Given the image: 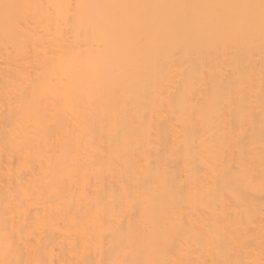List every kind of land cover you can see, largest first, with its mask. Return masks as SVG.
<instances>
[{
  "label": "bare ground",
  "instance_id": "6f19581e",
  "mask_svg": "<svg viewBox=\"0 0 264 264\" xmlns=\"http://www.w3.org/2000/svg\"><path fill=\"white\" fill-rule=\"evenodd\" d=\"M7 2L31 6L20 10L16 26L7 34L0 20V231L7 223L10 231L21 230L27 242V246L18 245V257L10 254L7 259L29 264H133L160 259L170 264H204L227 258L232 264H259L264 220L260 189L264 51L258 23L251 33L236 26L239 45L227 59L223 49L205 48L183 63L176 61L177 66L166 67L163 88L164 97L172 98L169 102L160 98L159 82L131 71L126 78L108 74L109 86L119 89L109 95L107 90L87 86L90 70L61 64L62 51L85 40L74 6L105 0ZM65 5L73 8L61 7ZM38 79L34 96L33 82ZM214 89L226 96L239 91L254 98L251 118L233 149L237 158L241 153L248 155L254 174L250 187L237 189L241 203L233 200L234 186L228 179L213 176L202 161L191 176L186 171L184 157L192 136L190 129L185 135L176 101L187 94L198 108ZM227 124V128L213 129L217 145L232 129L241 133L236 114L228 116ZM197 135L195 143L200 146L209 134L200 129ZM182 147L185 151L173 157ZM161 158L170 161L172 175L182 176L192 193L183 209L186 228L179 233L170 223L169 205L157 203L145 213L142 205L131 207L124 193V185L135 184L141 164H155ZM110 160L114 161L111 166ZM209 183L213 198L202 203L196 190ZM40 187L43 198L37 191ZM241 216L248 230L234 240L231 234L237 231ZM5 247L0 239V259H5Z\"/></svg>",
  "mask_w": 264,
  "mask_h": 264
},
{
  "label": "snow or ice",
  "instance_id": "6c2138e0",
  "mask_svg": "<svg viewBox=\"0 0 264 264\" xmlns=\"http://www.w3.org/2000/svg\"><path fill=\"white\" fill-rule=\"evenodd\" d=\"M31 7L0 0V20L3 22L5 33L16 26L17 17L22 8ZM61 7L73 8V5ZM76 24L85 40L82 44L62 51L61 64L90 70L91 77L87 86L94 91L107 90L109 95H116L119 89L109 86L108 74L114 77H127L131 71L139 78L155 80L160 83L158 94L164 97L163 84L168 79L165 68L191 59L205 48L224 50L227 59L230 51L237 49L242 25L251 33L259 25L262 51H264V0H239L228 3H188V2H138V0H105L99 3H78ZM89 34L91 40L89 42ZM55 64V61H53ZM83 83V80H82ZM39 79L33 82V95H37ZM254 102L252 96L239 91L235 95H224L223 90L214 89L199 107L192 102L187 94H183L176 103L179 105V115L185 124V135L191 130L192 142L187 144L185 166L189 176L197 169L198 161L211 168V174L217 178H227L232 191L233 200L241 203L243 200L239 188H248L253 184L250 159L241 153L237 158L233 149L239 146L242 138L244 123L251 118L250 107ZM261 130L264 136V75L261 78ZM236 114L241 122V133L232 129L231 135H225L217 145L213 129L227 128V119ZM208 133L197 146L198 131ZM204 145L208 147L201 151ZM22 150V149H21ZM182 147L174 152L175 157L184 152ZM207 153V156H205ZM264 161V154H262ZM111 166L114 161H109ZM261 192L264 193V174L260 181ZM43 198V188L37 189ZM197 198L202 202H210L213 198L211 183L197 188ZM124 193L129 205L133 208L143 206L145 213L152 211L157 203L171 207L170 223L176 233L186 228L183 209L192 199L191 190L183 177L172 175L170 161L159 159L155 164L151 161L144 166L141 164L135 179V184L124 185ZM179 211V215H177ZM248 222L243 216L236 222L237 231L232 239H238L247 233ZM133 231L131 225L129 233ZM262 250L259 264H264V220L260 224ZM194 235H198L194 233ZM0 239L5 243V259L0 264H29L19 258L7 259L10 254L17 257L20 244L27 246L21 230L13 227L10 231L7 223L0 231ZM131 239L129 243H131ZM133 264H170L167 259L135 261ZM204 264H232L230 259H221ZM249 264H256L255 261Z\"/></svg>",
  "mask_w": 264,
  "mask_h": 264
}]
</instances>
